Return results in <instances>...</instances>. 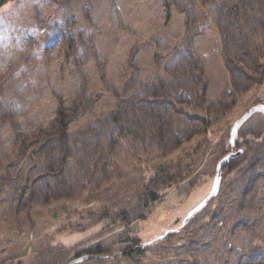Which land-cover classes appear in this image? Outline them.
I'll use <instances>...</instances> for the list:
<instances>
[{"label": "rangeland", "instance_id": "obj_1", "mask_svg": "<svg viewBox=\"0 0 264 264\" xmlns=\"http://www.w3.org/2000/svg\"><path fill=\"white\" fill-rule=\"evenodd\" d=\"M0 3V264H264L259 112L116 255L264 103V0Z\"/></svg>", "mask_w": 264, "mask_h": 264}, {"label": "water", "instance_id": "obj_2", "mask_svg": "<svg viewBox=\"0 0 264 264\" xmlns=\"http://www.w3.org/2000/svg\"><path fill=\"white\" fill-rule=\"evenodd\" d=\"M256 112H259L264 116V103H257L233 123L230 133H229V140H228L229 145H230V151L226 153L224 156H222L217 161L216 166H215L214 178H213L211 189L208 195L186 213V215L183 217L182 221L177 227L166 230L162 234L156 236L155 238L145 243H142L141 244L142 247L150 245L158 240H161L171 233H176L180 231L189 222V220L195 214L200 212L201 209L218 193L220 181H221L222 169L226 167L233 158L237 157L239 154L242 153L241 148H238V149L235 148L236 141H237L238 128L247 118H249L253 113H256ZM90 256L91 255H83V256L75 257L65 264H74V263L83 261L84 259H87Z\"/></svg>", "mask_w": 264, "mask_h": 264}, {"label": "trees", "instance_id": "obj_3", "mask_svg": "<svg viewBox=\"0 0 264 264\" xmlns=\"http://www.w3.org/2000/svg\"><path fill=\"white\" fill-rule=\"evenodd\" d=\"M1 4V3H0ZM11 110V108H8L7 106H4L3 108H2V113H4L5 115L9 112ZM169 126H171L170 124H169ZM163 132H164V134H163ZM175 132V130L174 131H171L170 130V127H167L166 129H163V130H161V132H158L157 134H155L153 137H152V139L155 137V139H157L158 137H159V135L162 133L164 136H167L166 138H172V136H174L175 134H172V133H174ZM131 133V132H130ZM127 139L128 140H130V141H133V137L132 136H127ZM222 177V176H221ZM226 177V174L224 173V177L223 178H225ZM145 192L147 193L148 192V190H145ZM148 195H149V197H150V199L151 200H154V199H156V197L159 195V193H157V192H150V193H147ZM182 231V230H181ZM122 241H124V242H128L127 244L129 245V246H127V247H125V248H123L122 250H120L119 252H117L116 253V255L117 254H122L123 255V258L124 257H126V258H128V257H131L133 254L135 255V254H138L139 252H141L144 248L141 246V242L136 238V237H133V238H130V239H127L126 238V240L125 239H123ZM96 253L98 254L99 253V255H95L94 257H92V258H101V260H104L105 258H114L116 255H113V256H105V255H100V254H103L102 253V250L101 249H99V247H97V249H96ZM104 256V257H103ZM85 260H87V259H85ZM81 262H84V260L83 261H80V262H77V264H79V263H81Z\"/></svg>", "mask_w": 264, "mask_h": 264}, {"label": "built area", "instance_id": "obj_4", "mask_svg": "<svg viewBox=\"0 0 264 264\" xmlns=\"http://www.w3.org/2000/svg\"><path fill=\"white\" fill-rule=\"evenodd\" d=\"M262 99H264V96H263V98ZM264 101V100H263Z\"/></svg>", "mask_w": 264, "mask_h": 264}]
</instances>
